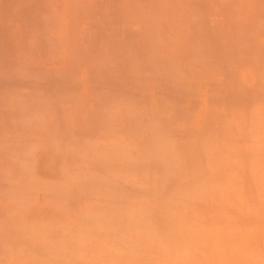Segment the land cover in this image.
<instances>
[{"label": "bare ground", "instance_id": "bare-ground-1", "mask_svg": "<svg viewBox=\"0 0 264 264\" xmlns=\"http://www.w3.org/2000/svg\"><path fill=\"white\" fill-rule=\"evenodd\" d=\"M175 260L264 264V0H0V264Z\"/></svg>", "mask_w": 264, "mask_h": 264}, {"label": "rangeland", "instance_id": "rangeland-1", "mask_svg": "<svg viewBox=\"0 0 264 264\" xmlns=\"http://www.w3.org/2000/svg\"><path fill=\"white\" fill-rule=\"evenodd\" d=\"M122 148H123V147H122ZM120 149H121V148H120ZM124 149H125V147H124ZM124 149H123V150H124ZM120 151H122V150H120ZM120 151H119V152H120ZM122 152H123V151H122ZM122 152H120V153H122ZM124 153H125V152H124ZM122 154H123V153H122ZM155 156H156V158H158V155H157V154H155ZM155 156L153 155V158H154ZM184 156H185V155H180V156H176V157H174V159L171 158L172 161H173V163H171L170 166L167 165L168 168H167L166 173L164 172L165 174L161 171V168H162V167H161L159 170L162 172V173L160 172L161 174H163L162 176H161V174H160V176H157L156 174L159 173V172H157V171H156V172H153L154 174L156 173V174L154 175V177H153V175L151 176V174H150L151 172L148 173L149 175L146 174V173H147L148 171H150V170H148V171L143 170V171H139V172H138L139 175H140L142 172H143V174L146 172V173H145V176H146V175H147L148 177L150 176V181L148 180V178L143 177V181H142V182H143V183H146V182H147V183H150V184L148 185V184L146 183L147 186L145 185V190H144V191H146V194L144 195L145 198H144V197H141V196H140V197L138 196L137 198H135V201H136V199H138V201H136V205L134 206L135 208H137L136 210H138V205H142V207L147 206V205H145V203H144V202H146V201H147V203H148V206H147V207H149V210H150V208L153 206V204H152L151 202L153 201L154 204L156 203V200H155L154 195H153L154 198L151 197V196H152L153 193H155V194L157 193V192H154V190H156V187L159 189V187H158L157 184H156V182H157L156 180H160V179H162V182L165 181L164 179H165L166 177L164 178V176H167L166 174H167V172H168V169H169V170L171 169V170L169 171L170 174H171L173 171H175V169H177L176 167H178V169H179V170H177V171H180V174H181L182 176L188 177L189 180H187L186 182H183V183H181V184H179V185H176V186L173 185L172 188H171L172 190L169 191L170 194H171V192H174V189L177 190V191H180V190H181V192H184V191H185L183 194H185L186 191H187V192H188L187 195H188L189 201L191 200V202H190L191 204H192V203H195V202H199L200 199H201L202 201L206 200V197H208L209 195H212V194H209V193H215V194H216V192H215L216 190H214V192H213V191L210 192L209 190H211V189H209L210 187L208 186V183H209V181L211 180V179L208 180V178L211 176V171H212L213 169L210 170V169H207V168H206V175H204L202 178H200L201 176H199L198 174H196V172H194V171H195V170L197 171V169H199L198 164H199V166H200V165H201V164H200L201 161H198V160H195V161H194L193 159H191V158H192V154L189 155V156H186L185 158H184ZM178 157H180V162L178 161V160H179ZM156 158H154V159H156ZM181 159H183V160L181 161ZM186 159H188V160H187V163L185 162ZM176 160H177L178 162H177ZM190 160H191V161H190ZM197 161H198V162H197ZM184 162H185V163H184ZM188 162H190V163L188 164ZM195 162H196L197 164H195ZM182 163H183V165H182ZM176 164H177V166H176ZM184 164H185V165H184ZM186 164L189 165V166H187ZM202 164H205V163L203 162ZM171 165H175V166H171ZM195 165H197V166H195ZM182 166H183V167H182ZM203 166H204V165H203ZM191 167H192V169H191ZM205 167H207L206 164H205ZM172 168H173V169H172ZM195 168H197V169H195ZM162 169H164L163 171L166 170V168H162ZM190 170H191V171H190ZM144 171H145V172H144ZM182 171H184V172H182ZM188 171H189V172H188ZM194 173H195V174H194ZM143 174H142V175H143ZM190 174H191V175H190ZM192 174H193V175H192ZM139 175H137V174H135V175H131V176L128 175V177H129L128 179L131 180V178L134 176L136 179L139 180V178L141 177V175H140V176H139ZM177 175H179V173H177ZM155 176H156V177H155ZM134 177H133V178H134ZM138 177H139V178H138ZM197 177H198V178H197ZM126 178H127V177H126ZM151 178H153V179H151ZM163 178H164V179H163ZM190 178H191V179H190ZM144 179H145L146 182L144 181ZM155 179H156V180H155ZM196 179H197V180H196ZM215 179H216V177H215L214 179H212L211 181L214 183L213 180H215ZM218 179H219V178H218ZM221 179H222V178H220V180H218V181H221ZM133 180H135V179H133ZM140 180H141V178H140ZM140 180H139V181H140ZM154 180H155L156 182H155ZM194 180H195V181H194ZM207 180H208V182H207ZM216 180H217V179H216ZM216 180H215V181H216ZM124 181H125V180H124ZM128 181H129V180H128ZM128 181H127V184H129ZM136 181H137V180H136ZM136 181H135V182H136ZM139 181H137L138 184H136L137 182H136L135 184H136L137 187H139V189L143 190V189H142V188H143V187H142L143 183L141 182V183H142V185H141V183L139 184ZM153 181H154V183L156 184V187H155ZM199 181H200V182H203V183L206 182L204 185H205V186L207 185L209 188H208L207 186H206V187H203L204 190H205V191H204L203 189H201L203 192H202V191L199 192L200 190H199V191H198V190L195 191V190L200 186L199 184H197V182L199 183ZM204 181H205V182H204ZM211 181H210V182H211ZM222 181L224 182L225 180L222 179ZM160 182H161V181H159V183H160ZM162 182H161V183H162ZM216 182H217V181H216ZM131 183H132V180H131ZM157 183H158V182H157ZM164 183H165V182H163L162 186L160 185V187H163ZM188 183H189V187L187 186ZM190 184H195V185H198V186H196V187H195L194 185L190 186ZM217 184H218V183H216V184L213 185V186H216L217 194L222 195V193H223V194H225V193H230V191L227 190V189H230V188H229V185L231 186V184H229L228 181H227V184L225 183V184H226L225 187L223 186L224 188H220L221 190H219V187H218ZM150 185L153 187V191H152V192H151V189L148 188V186L150 187ZM158 185H159V184H158ZM209 185H210V184H209ZM211 185H212V183H211ZM211 185H210V186H211ZM136 186H135V187H136ZM177 186H178V187H177ZM185 186L188 187V189L190 188L192 191H191V190H188L187 188L183 189ZM202 186H203V185H202ZM202 186H201L200 188H202ZM219 186H222V185H219ZM137 187H136V188H137ZM146 187H147L150 191H148ZM152 187H151V188H152ZM211 187H212V186H211ZM226 187H228V188H226ZM205 188H206V189H205ZM207 188H208L209 190H208ZM158 189H157V190H158ZM213 189H215V187H213L212 190H213ZM233 189L236 191V187H233ZM233 189H231V191H232ZM157 190H156V191H157ZM193 190H194V191H193ZM222 190H223V191H222ZM234 190L232 191V193L235 192ZM147 191H148L150 194H149ZM159 191H160V189H159ZM206 191H208L209 193L206 192ZM220 191H221L222 193H221ZM225 191H227V192H225ZM181 192H180V193L178 192V193H176V194H172L173 196H171L169 193H167V194H168V197H169V195H170V197L172 198V199L169 198L168 200L170 201V200L175 199V198H174V195H177L178 198H179V195H180V197L182 198V196H181V195H182ZM197 192H198V195H201V197H203V198H200V199L198 200L199 197H197L198 195H196ZM151 193H152V194H151ZM174 193H175V192H174ZM190 193H191V194H190ZM157 194H158V193H157ZM167 194H165V195H167ZM202 194L205 195L206 197H205V196H202ZM237 194H238V192L235 193V196H236V197H234V194H233V195L230 194V196L232 195V198H233L232 200H233V201H234V199H237V197H238ZM187 195L185 194L184 196H187ZM189 195H190V196H189ZM146 197H147V198L151 197V198L147 200ZM175 197H176V196H175ZM239 197H240V195H239ZM239 197H238V198H239ZM143 198H144V199H143ZM176 198H177V197H176ZM178 198H177V199H178ZM183 198H184V197H183ZM183 198H182V199H183ZM188 198H187V201H186L187 203H188ZM204 198H205V199H204ZM145 199H146V200H145ZM151 199H152V200H151ZM153 199H154V200H153ZM143 200H145V201H143ZM179 200H181V199H179ZM184 200H185V199H184ZM184 200H181V201L184 203L183 205L187 204L186 202H184ZM201 200H200V202H201ZM142 201H143V202H142ZM174 201H175V202H174ZM177 201H178V200H177ZM177 201H176V199H175V200H173L171 203L168 202V203H170V206H169L170 208H169V209H171L172 207H173L174 209H175L176 207H178V206H176V204L179 203V202H177ZM166 202H167V201H166ZM173 202H174V203H173ZM137 203H138V204H137ZM233 203H235V201H234ZM149 204H150V205H149ZM167 205H168V204H167ZM171 205H172V206H171ZM179 205L182 206V207H184V206L182 205V203L179 204ZM150 206H151V207H150ZM154 206H155V205H154ZM154 206H153V207H154ZM180 206H179V207H180ZM129 207H130V206H129ZM153 207H152V208H153ZM164 207H165V206H164ZM179 207H178V208H179ZM140 208H141V207H140ZM140 208H139V210H140V211H139L140 214L137 213V215H139V216L141 215V216H142V214H144V215H143L144 218L142 217V219H141V220H143V223H142L143 226H142V224H141L142 221H141L140 219H138V218H141V217L136 216V213L133 214V215H135V217L132 218V214H131L130 210H127V211H129V212H126V213H127L126 216H129V218H131V219L134 220V221H132L133 224H134L135 222H136V224H137V221H138V223L140 222V225H141L142 227L139 226V224L136 225L137 230H139V231H138L139 234H140L144 239L146 238V240L151 241L153 238H156V237L154 236L151 240H149L151 237L148 236V237H149V238H148L146 235H147V234H148V235H152V234L154 235V233H155V231L151 228V226L148 227L149 224H150L149 221L152 220V219H151L152 212L150 213V214H151V215H150V214L148 213L149 210H148L146 207H144V208H145V210H147L148 212H147V211H142ZM144 208H142V209H144ZM173 208L170 210V211H171V214H172V215H171L172 217H174V216L176 215V213L174 212L175 210H173ZM167 209H168V206H167V208L164 209V211H166ZM136 210H135V211H136ZM172 210H173V211H172ZM141 211H142V214H141ZM145 212L147 213V215H145V214H146ZM173 212H174V213H173ZM166 213H169V214H170V212H166ZM124 214H125V213H123V216H125ZM103 216H104V215H103ZM103 216H101V218L99 217V219L97 218L98 223H99V220H100V219H101L102 221H103V219H104V221H105V218H106V220H107V216H108V215H106V217H104V218L102 219ZM110 217H111V216H110ZM110 217H109V218H110ZM136 217H137V218H136ZM147 217H148V219L150 218L149 221L147 220V221L149 222V224H147L148 226H146V223H147V222H145L146 220L144 221V219H145V218L147 219ZM109 218H108V220H109ZM101 220H100V221H101ZM108 220H107V222H108ZM135 220H137V221H135ZM102 221H101V222H102ZM104 221L102 222V224L105 223ZM144 222H145V223H144ZM214 222H215V221H214ZM214 222H213V221L211 222V220H209L208 218L204 219L203 222H202V225H204V230L209 231V232H210V231H214V232L217 231V230H216V225L214 224ZM211 223H212V224H211ZM133 224H132V225H133ZM144 224H145V225H144ZM150 225H151V224H150ZM207 225H208V227H207ZM213 225H215V227H214ZM133 226H134V225H133ZM145 226H146V227H145ZM134 228H135V227H134ZM141 228H142L143 230H146L145 228H147L146 233H144L145 231H143ZM205 228H206V229H205ZM213 228H214V229H213ZM148 229H151L150 231H152L153 233L151 232L152 234H150V232H149ZM207 229H209V230H207ZM135 230H136V229H135ZM140 231H141V233H140ZM147 231H148V233H147ZM142 233H143V235H142ZM80 234H81L80 238L82 237V239H83V238H84V237H83V236H84V233H80ZM80 234L78 233V235H80ZM144 235H145V237H144ZM153 235H152V236H153ZM78 239H79V237H78ZM80 240H81V239H80ZM155 240H156V239H155ZM155 240H152V241H155ZM156 241H158V239H157ZM180 243H181V242H180ZM180 243H177V245H175L176 248H177V247L180 248V249H178L179 251H180L181 249H183V250H184V251H182L183 253L186 252L187 255H188V254H189L188 252L190 251V252L193 254V249H192V251L190 250V247L192 246V244H190V243H185L184 245H182V243H181V244H180ZM157 244H159V242H158ZM160 244H161V243H160ZM160 244H159V245H160ZM187 244H189L190 247H189V245H187ZM161 245H164V244H161ZM179 246H180V247H179ZM182 246H183V248H182ZM187 246H188V247H187ZM174 248H175L174 245H173L172 247H170V249L168 250V254H170V255L173 254V256H176V254H177V256H176L177 259H178V257H181V255H182L183 258H184V257L186 258V259L184 258V260H183V261H185V263H186V260H188V263H191L192 258L195 257V254H193V255H192V254H189L190 257H192V258L190 259V257H187L186 253H185V254H182V252L176 251V249L174 250ZM191 248H193V246H192ZM186 249H187V250H186ZM170 251H172V252H170ZM173 251H174V252H173ZM187 251H188V252H187ZM176 252H177V253H176ZM191 255H192V256H191ZM193 256H194V257H193ZM183 258H182V257L180 258L181 261H182ZM174 259H175V258H174ZM177 259H176V260H177ZM180 259H178V260H180ZM189 259H190L191 261H190ZM176 260L173 262V264H175V263L177 264V263H178V262H176ZM178 260H177V261H178ZM193 260H194V259H193ZM181 263H182V262L179 261L178 264H181ZM185 263H183V264H185Z\"/></svg>", "mask_w": 264, "mask_h": 264}]
</instances>
